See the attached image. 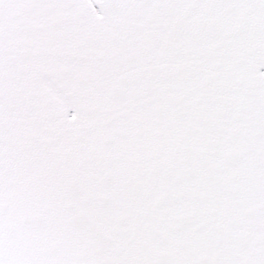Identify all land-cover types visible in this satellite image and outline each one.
Instances as JSON below:
<instances>
[{"label": "snow or ice", "instance_id": "snow-or-ice-1", "mask_svg": "<svg viewBox=\"0 0 264 264\" xmlns=\"http://www.w3.org/2000/svg\"><path fill=\"white\" fill-rule=\"evenodd\" d=\"M0 264H264V0H0Z\"/></svg>", "mask_w": 264, "mask_h": 264}]
</instances>
